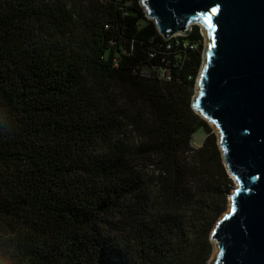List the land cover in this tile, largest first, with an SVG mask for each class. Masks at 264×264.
<instances>
[{"label":"trees","instance_id":"1","mask_svg":"<svg viewBox=\"0 0 264 264\" xmlns=\"http://www.w3.org/2000/svg\"><path fill=\"white\" fill-rule=\"evenodd\" d=\"M177 41L139 0H0V264L208 263L233 181Z\"/></svg>","mask_w":264,"mask_h":264},{"label":"water","instance_id":"2","mask_svg":"<svg viewBox=\"0 0 264 264\" xmlns=\"http://www.w3.org/2000/svg\"><path fill=\"white\" fill-rule=\"evenodd\" d=\"M165 40L206 32L193 111L217 134L237 186L210 264H264V0H140Z\"/></svg>","mask_w":264,"mask_h":264},{"label":"built area","instance_id":"3","mask_svg":"<svg viewBox=\"0 0 264 264\" xmlns=\"http://www.w3.org/2000/svg\"><path fill=\"white\" fill-rule=\"evenodd\" d=\"M192 27L193 26H191L189 28V33H191V31H192ZM107 28H108V26H106V29ZM200 34H201L202 38H206V34H205V37H204L203 33H200ZM187 36L175 35V36H173V37H171V38H169L167 40H165V39L164 40L165 41L174 40V41H176V45H179V41H177L178 38H181V37L183 38V37H187ZM203 40H205V39H203ZM182 47L185 48V49L186 48H189V49H194L195 48L194 46L188 45V43H182ZM165 48L167 50H170L171 49V44H167L165 46ZM131 50H132V47H131ZM154 56H155V54L152 52V50H150L149 53H148V63H150V61H152L154 59ZM134 74H136V75H138L140 77H143V78H155L156 77L159 80H165V81L170 80L169 72L167 70L158 69L156 67L148 66V67H145V68H140V69H137L136 71H134Z\"/></svg>","mask_w":264,"mask_h":264},{"label":"rangeland","instance_id":"4","mask_svg":"<svg viewBox=\"0 0 264 264\" xmlns=\"http://www.w3.org/2000/svg\"><path fill=\"white\" fill-rule=\"evenodd\" d=\"M198 27H199V32L200 33H203L204 34V37H205V31H204V29L203 28H201L199 25H198ZM193 28V27H192ZM203 39H205L204 40V48H205V45H206V38H203ZM195 95H197V87H195V89H194V93H193V96H192V99L195 97ZM211 127V129L213 130V133L217 136V134H216V130H215V128L214 127H212V126H210ZM204 140H205V134H204V131H203V129H198V131L193 135V137H192V141H191V146L192 147H194L195 149H197V148H199V147H201V145L203 144V142H204ZM229 174V173H228ZM230 176V175H229ZM230 178H231V176H230ZM232 179V178H231ZM232 181H233V190H232V192H231V194L233 193V191L235 190V188H236V186H237V184H236V182L232 179ZM230 203H231V201H230V198L228 199V205H227V210H226V212H225V214L228 212V210H229V207H230ZM224 214V215H225ZM223 215V216H224ZM222 216V217H223ZM221 219V218H220ZM213 231V230H212ZM212 233V232H211ZM210 240H211V234H210ZM212 242V245H213V252H212V255H211V258H210V260L208 261V263L207 264H210L211 262H213L214 261V259H216V255H217V252H218V250H217V247H216V244H215V242L214 241H211Z\"/></svg>","mask_w":264,"mask_h":264}]
</instances>
